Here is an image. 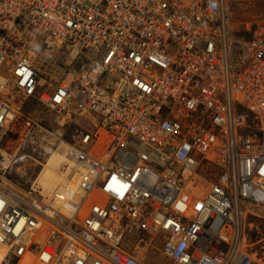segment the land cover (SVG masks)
Listing matches in <instances>:
<instances>
[{"label":"built area","instance_id":"2783aa9c","mask_svg":"<svg viewBox=\"0 0 264 264\" xmlns=\"http://www.w3.org/2000/svg\"><path fill=\"white\" fill-rule=\"evenodd\" d=\"M246 2L264 5L0 0V264H150L131 234L176 264H264L250 221L264 220V15L240 20ZM30 99L59 134L27 116ZM22 122L73 149L80 200H45L47 153L11 147ZM29 159L41 169L19 185Z\"/></svg>","mask_w":264,"mask_h":264},{"label":"rangeland","instance_id":"374dc122","mask_svg":"<svg viewBox=\"0 0 264 264\" xmlns=\"http://www.w3.org/2000/svg\"><path fill=\"white\" fill-rule=\"evenodd\" d=\"M234 10L237 14L236 15L240 20L243 18H247L254 15H264V5L263 4H252L246 2L245 4H239L237 3L234 6ZM239 31L243 32L244 28L239 27ZM61 55V53H59ZM27 116H29L31 119H34L36 121L41 122L42 124L46 126H50L51 129H53L57 134H59V131L63 130L62 127H58L54 122L55 114L47 109L44 105H42L39 100L36 99H30L27 101L26 104V110H25ZM82 123V121H81ZM87 127L90 128V130H95L93 125L94 124H88L84 123ZM25 122H22L16 131V136L12 137L10 139V142H12L11 147L15 149L16 151L21 150L22 153H27L28 155H33L37 159H39L42 162V159L46 154V158H50L52 156V151L57 149L58 146H55L57 143V139L52 137L49 140L43 139V136L41 134H37L33 128L25 129ZM78 128L81 129L80 126ZM101 136V139L107 138V134L103 131L99 132ZM56 139V140H55ZM104 142L100 143L105 144ZM56 141V142H55ZM54 146V147H53ZM53 147V148H51ZM30 152V153H29ZM46 159V160H47ZM21 170L20 173L15 175V181H19V185L23 182H31L33 181L37 174L39 173L41 169V165L32 159L22 161L20 163ZM23 167V168H22ZM26 167L27 175L24 176V169ZM252 224L255 225L254 227V240H258L262 234L259 231L263 232L264 235V220L253 217L250 219ZM259 227L257 230L256 228ZM259 234V236L257 235ZM125 246L130 250L133 251L132 253L139 256H144L145 260L149 262L150 264H176L173 261H171L169 258L162 255V253L159 251V248L157 246H150L148 247L145 242L138 241V238L135 234H131L130 237L126 239ZM260 246H264V240L260 242ZM0 253H3V250L0 251Z\"/></svg>","mask_w":264,"mask_h":264},{"label":"bare ground","instance_id":"6f19581e","mask_svg":"<svg viewBox=\"0 0 264 264\" xmlns=\"http://www.w3.org/2000/svg\"><path fill=\"white\" fill-rule=\"evenodd\" d=\"M56 140V139H55ZM56 142V141H55ZM72 152L73 149H71L67 144H61L60 147H58L57 149L52 151V157L49 158V162L48 164H46V167L44 169V172L42 174H40L37 177V183L41 186L44 187V189L40 188V190L44 193L45 196V200H48L49 197L52 195V193L56 190V189H63L66 190V192H69L73 187H74V183L70 181L69 179V175L68 173L64 172L63 170V166L67 165V163L69 161H71L70 157L68 156L67 152ZM30 153V152H29ZM75 168H77L79 170V172L84 171L85 172V168L84 166H75L70 170L73 171V173H77V171H75ZM222 174L226 173L225 169H222L221 171ZM209 175L211 176L212 179H216L215 177H212L213 173H209ZM113 182L117 183L123 186L122 189H120V192H123L124 189L126 188V180L124 178H114L112 180ZM128 186V184H127ZM72 192H75V194L73 195V197H76V200H80V194L81 192H77L76 189L73 188ZM59 204L55 205V207H58ZM63 204H60V206ZM63 208H65L67 210V208L64 206ZM22 224V223H21ZM158 239L160 240V237L156 238V242L158 243ZM4 249H2V247H0V251ZM133 254V253H132ZM134 256H136L135 254H133ZM6 263V261H3Z\"/></svg>","mask_w":264,"mask_h":264},{"label":"trees","instance_id":"16d2710c","mask_svg":"<svg viewBox=\"0 0 264 264\" xmlns=\"http://www.w3.org/2000/svg\"><path fill=\"white\" fill-rule=\"evenodd\" d=\"M239 15V14H238Z\"/></svg>","mask_w":264,"mask_h":264}]
</instances>
